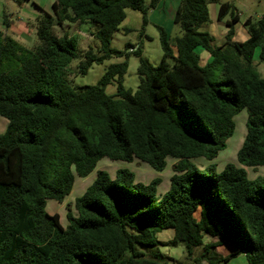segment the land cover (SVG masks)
I'll return each instance as SVG.
<instances>
[{
  "label": "trees",
  "instance_id": "16d2710c",
  "mask_svg": "<svg viewBox=\"0 0 264 264\" xmlns=\"http://www.w3.org/2000/svg\"><path fill=\"white\" fill-rule=\"evenodd\" d=\"M12 1L20 7L27 0ZM160 1L54 0L52 13L41 10L33 24L31 47L5 33L10 21L3 15L0 116L7 125L0 133V264H170L159 245L177 241L188 257L201 247L207 264L240 253L247 264H264V173L249 178L246 170L264 166V77L257 68L264 64V12L244 19L247 37L237 41L233 4L179 0L173 23L180 34L171 39L157 25V65L142 55L140 43L129 44L126 54L138 60L134 91L122 85L127 60L110 63L96 84L71 83L75 60L77 73L85 74L123 54L110 41L128 10L140 12L144 26ZM211 3L227 27L219 45L208 31ZM85 22L96 25L89 35L98 44L80 50L67 28ZM113 81L116 91L109 95L105 87ZM242 109L248 116L239 165L229 162L218 171L213 160ZM167 157L175 162L166 191H157L160 178L144 184L126 168L114 177L99 170L76 198V215L66 205V227L58 213L45 210L47 200L63 202L75 176H87L101 158L136 159L161 171ZM202 158L209 163L201 167L196 160ZM168 228L172 238L162 242L158 230ZM227 242L233 249L225 256L213 250Z\"/></svg>",
  "mask_w": 264,
  "mask_h": 264
},
{
  "label": "rangeland",
  "instance_id": "374dc122",
  "mask_svg": "<svg viewBox=\"0 0 264 264\" xmlns=\"http://www.w3.org/2000/svg\"><path fill=\"white\" fill-rule=\"evenodd\" d=\"M52 1L53 0H30V2H23L24 6L17 7V5L12 0H0V29L3 28V15L7 16L8 20L11 23V26L14 27H16L15 25L19 24V22H27V26L31 31L30 41L27 43L26 47H31L36 42L35 27L33 26V24L36 25L35 20L41 14V12H39V15L35 18V15L38 13V11L34 3H41L44 7V11L52 13V10L49 6V3H51ZM220 1H228L233 4L236 8V11H238L241 15V21L249 16L255 18L257 11L261 10V8L264 7V0ZM147 2L148 0H145V3ZM178 3L179 0H164L160 2L155 10L151 9L148 11L147 16L149 23L144 26H142L141 13L132 9L128 10L126 20L121 23L119 30L114 33L110 41V47L118 52H123V54L118 57L113 56L110 59L104 60L102 63L93 64L85 74L77 73V60H75L70 66V70L74 72L70 74L72 85L81 88L96 84L98 79L103 74L105 68L110 63H117L127 60L128 68L126 73L122 77V85L134 91L138 84V78L136 74L138 60L134 54H126L129 49V44L135 45L140 43L142 55L148 59L150 64L154 66L157 65L162 54V49L159 41V30L157 28V25L163 27L168 32L171 39L174 38L175 35L180 34V28L178 27V25L169 20V15L171 13H174L175 7L178 5ZM161 16L165 17L163 21L160 20ZM76 27H79L80 29H76ZM67 29L70 34L77 36L78 48L80 50H86L88 46H91L92 48H95L97 46V41L91 38V36H83L78 33V30H81L85 34H90L91 32L95 31V24L90 22H85L83 24L71 23ZM125 29H127L128 31L125 32ZM55 31L57 33L61 32L57 26H55ZM143 32L148 37L142 35ZM257 68L260 71L262 77H264V64H258ZM115 91L116 81H113L105 87V92L109 95L114 94ZM247 116L248 113L246 109H242L233 116V121L235 124L233 134L226 140V147L221 150L218 153L217 157L213 160V162L216 163L218 171L222 170L224 165L229 162L239 165L236 160V154L244 141ZM5 121L6 119L0 116V127L4 125L6 128L7 122L5 123ZM5 128L0 133H3ZM174 162V158L167 157L164 169L161 171H156L152 169L148 164L136 159L131 162H126L112 161L108 158H101L98 160L95 168L87 176H75L72 189L70 193L65 197L63 202L59 203L55 200H47L45 210L48 213H58L61 225L63 227H66L68 225V221L66 218V205H70L72 213L76 215V209L74 205L76 198L81 196L86 188L91 183H93V181L96 179L97 171L99 170L106 171L111 177H114L118 169L126 168L134 173L136 182H141L144 184L149 183L153 178H160V184L157 187V191H166L169 186V179L173 174L172 166ZM196 162L201 167L204 165L206 166L209 163L203 158L197 159ZM246 170L249 178H255L257 175H262L264 173V166H259L256 169L248 167L246 168ZM172 234L173 231L171 228L160 229L158 230L157 237L162 242H167L172 238ZM208 240L216 241L218 240V238H211V236H206L205 241ZM227 244L228 245H219L213 250L216 253H219V255L225 256L232 250L230 248L231 243L228 242ZM159 251L164 256H166V259L170 264H207L206 258L209 256L207 255L206 257H200L202 248L196 247L191 257H188L185 251L184 244L178 241L172 245H159ZM212 257H215L214 254H212ZM220 264H247V262L244 253H240L236 257L231 258L229 261Z\"/></svg>",
  "mask_w": 264,
  "mask_h": 264
},
{
  "label": "crops",
  "instance_id": "0c3cea01",
  "mask_svg": "<svg viewBox=\"0 0 264 264\" xmlns=\"http://www.w3.org/2000/svg\"><path fill=\"white\" fill-rule=\"evenodd\" d=\"M53 1L51 3H49L50 9H51V6H52ZM162 1H164V0H161L160 2H162ZM25 2H30V0H27ZM160 2H159V4H160ZM221 2H224V1H221ZM23 4L24 3H22L21 6H24ZM32 4H33V2H32ZM34 5H35V7L37 8V11H38V13L35 15V18H36L39 15V12H41V10H44V7H43V5L41 3H38V4L37 3L36 4L34 3ZM158 5H157V7H158ZM176 7H175V9H176ZM217 9H218V4H216V3H211L208 6L209 18H210V24L208 26V31L214 36V38H215V41H214L215 44L219 45V44L223 43V41H224V35H225L226 31H227V27L224 24V20L223 21H218L216 19ZM263 12H264V7L261 8V10L257 11L255 18H260L261 15L263 14ZM174 13H175V11H174ZM174 13H171L169 15V20L170 21H173ZM237 14H238V17H239V21L236 24L235 40H237V41H243L244 39H246L247 33H246V31H245V29L243 28V25H242V23H243L244 20L241 21V18H240L241 15L239 14L238 11H237ZM249 17H251V16H249ZM164 18L165 17L161 16L160 20L163 21ZM148 23H149V20H148V16H147V23H146V25ZM79 24H83V23H79ZM15 26L16 27L11 26V23H10L9 24V27L7 29H5L6 30L5 32L8 35H10L12 38H14L15 40H17L19 43L27 46V43L30 41V31H31L30 28L27 26V22H19V24L15 25ZM78 28L79 27H76V29H78ZM78 33L81 34V35H83V36H86V35L87 36H90L89 34H85L81 30H78ZM137 45L138 44H135L134 46H137ZM200 56H201L202 61L206 60L207 57H208L207 56V53H205V52H202ZM6 122H7V120L5 121V123ZM4 128H5L4 125L2 127H0V132H2V130ZM227 243H225L224 245H228ZM230 248L233 249V246L230 245Z\"/></svg>",
  "mask_w": 264,
  "mask_h": 264
}]
</instances>
